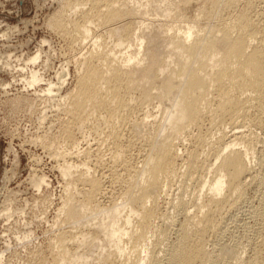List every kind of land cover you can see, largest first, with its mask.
<instances>
[{
	"label": "bare ground",
	"instance_id": "6f19581e",
	"mask_svg": "<svg viewBox=\"0 0 264 264\" xmlns=\"http://www.w3.org/2000/svg\"><path fill=\"white\" fill-rule=\"evenodd\" d=\"M39 1L35 0L36 4ZM49 1L58 8L48 26L72 44L83 39V44L78 42L79 50L91 45L98 56L94 62L90 53L83 52L74 59L79 74L76 85L59 99L70 116L69 124L59 132L64 134L67 147L79 146L74 129L80 132L91 125L96 132L118 119L119 111L130 108V103L146 110L130 123L134 136L124 139L128 142L114 150L116 159L130 154L136 144L141 152L140 166L135 168L126 162L120 167L125 173L123 185L118 186L122 187L120 202L106 203L105 207L97 204L101 183L91 176L90 169L85 167L80 172L79 166L70 161L59 167L64 180L87 189L79 187L85 192L66 194L61 201L58 215L78 233L69 241L71 246L57 244L60 253L55 264H258L264 257V155L258 150L261 146L257 147L258 137L251 128L264 134V29L250 20L249 9L218 20L220 5L211 0L210 10L202 15L206 25L202 26L196 17L182 22L170 36L169 31L174 30L169 27L171 17H181L175 10L181 11L191 0ZM231 5L228 3L225 9ZM260 6L264 19V5ZM5 36L0 34V38ZM44 43L48 45L42 39L35 53L23 57L24 64L19 67L12 64V54L0 53V68L10 73L28 70L27 65H36L42 59ZM118 55L124 57L121 66L113 64ZM35 70L32 67L27 76L24 74V86L34 88L44 82ZM168 81L176 82L175 92L167 91ZM46 86L41 93L51 96L55 84ZM4 87L0 83V88ZM32 102L21 97L12 100L17 108H31ZM205 122L208 127L202 132ZM178 161H182L179 168ZM254 163L260 169H255ZM117 174L113 178H119ZM45 178L32 175L29 182L39 191L49 185ZM175 183L179 193L170 199V209L165 207L161 213V201ZM15 192L10 193L14 196ZM249 193L255 195L257 206L251 212L247 208L251 214L250 225L243 226L247 239L243 243L232 238L235 240L231 245L239 254L255 243L258 250L248 259L232 257L231 248L218 250L213 244L219 238L223 240L228 230L224 219L248 206ZM11 207L0 217L11 220L26 215L23 207ZM165 223L169 226L164 227ZM26 224L23 240L32 235Z\"/></svg>",
	"mask_w": 264,
	"mask_h": 264
},
{
	"label": "rangeland",
	"instance_id": "374dc122",
	"mask_svg": "<svg viewBox=\"0 0 264 264\" xmlns=\"http://www.w3.org/2000/svg\"><path fill=\"white\" fill-rule=\"evenodd\" d=\"M212 1L191 0L189 4H186L182 7L181 11L180 9L175 10V13L181 14V17H171L169 21V27L170 30H174L169 31V35L172 36L177 31V27L183 24L182 22L196 20V17L197 19H200V24L202 26L206 25L207 20L206 18H203L202 15L207 14L208 10H210ZM215 1L220 5L221 9L218 15V20H224L229 15H234L237 14V12H241L242 10L244 11L246 9H249L248 15L250 20L261 30L264 29V19L262 14L263 11H261L263 6H260L261 4L264 5V0ZM228 3H231L232 5L226 10L225 8L228 7L226 6ZM57 8L58 4H52L49 0H45L44 2L40 0L37 4L35 0H0V34L7 36L4 37L5 39L0 38V53L12 54V64L14 62V64H16V66L18 67L22 66L24 64L22 63V59L26 58V56H32L37 50L36 48H39L42 39H46L48 41V45L47 43H44L42 45V59L36 65H27L28 70L10 73L0 68V83L6 85V88H0V214L4 213L7 210V207H11L10 204H12V209H15V207L18 206L23 207L25 212L24 214H26L24 217H22L23 215L19 217L16 215L11 218V220H6L4 217H0L2 218L0 219V257L2 258L0 264H55L57 253H60L59 246L63 245V243V246L72 245L71 239L78 233V230L75 226L70 225V223L68 222H65V220L62 219L63 216L58 215L57 212H59L61 201H63L67 197L66 194L68 196L74 194L75 196L78 195V192L80 193L81 190L85 192L83 188L87 189V187L83 186L82 184L80 186V183H69V180H67L68 182L64 180L59 172L60 166L64 165L66 162L69 163L70 161L79 166V170L81 169L80 172H83L82 169L84 171L86 168L88 170L90 169L89 173L91 174V176L94 175V178L98 179L101 183V191L99 193L100 196L98 195L99 197L97 196L95 199V201H97L98 203H95L104 207L106 203L109 205L110 202H120L121 200V197L119 198L118 196H121L122 194V187L119 188L118 186L123 185L121 178H123L122 176L125 173L124 171L122 172V169L120 168L121 166H123V163H132L131 166L135 168L136 165L140 166L141 152H139L140 150L137 144L133 148L137 149L138 151L134 150L133 148L129 151V153H134L133 155L131 153H127L129 156L125 154V156H123L124 158L121 157L119 159H116L114 157V153L116 151L115 149L128 142H124L123 140H129L134 136L133 134H135L132 132H135V130L132 129L133 124L130 123L135 122V119L141 117L142 113L144 114V112H146V110L143 111L142 108L135 107L134 103H130V108H128L127 110H120L119 112L121 113V115L119 113L118 119H113L110 122L111 124L109 123V125L101 126L103 128H100L96 132H94V130L91 128V125H87V127L82 129V131L80 132L74 129V138L79 143V146L77 147H69V145L67 147L66 143L68 142L66 141L64 134H62V132L59 133L60 130L62 129L63 131L64 127L70 122V116H68L67 108L65 109V107L67 106H64L62 102L59 101V99L69 93L71 89H73V87H75L76 85L75 83L79 74L76 71L78 63L74 59L78 58L83 52H87L88 54L90 53L92 61L94 62L97 61L96 58L98 56L95 49L96 47L94 48L91 45L87 46L84 51L79 50L80 46L78 45L80 43L83 44V39L81 40L79 36L78 39L80 40L72 44L71 41L68 40V38H65L66 36H62V34L54 31L48 26L49 18ZM254 8L256 9L254 10ZM260 20H262L263 22ZM204 22L205 24H203ZM15 27L16 29H14ZM68 30H70L69 27ZM122 57V55H118L113 64L115 66H121L124 58ZM32 67L34 70L36 69L35 71L39 72L41 77L44 79V82L40 83L34 88H28L27 86H24L22 80L24 79L25 75L27 76L29 70H32ZM21 73H23V75ZM48 83L55 84L53 93L51 96H43L41 91L47 88L46 85ZM167 83V91L169 92V90L173 89L172 92H175V88L177 87L176 82L168 81ZM37 94L39 95V97ZM20 97L22 99L25 98V100H27L28 102L33 101L32 103H30L31 108H29V106H23V108L22 106L18 108L15 107V105L12 103V100ZM167 97L170 98V93H168ZM46 99H48V101ZM52 100L54 101L52 102ZM139 109L141 111H138ZM135 113H138V115ZM207 125L208 123L205 122L202 132H205L208 127ZM105 127L106 130L104 129ZM102 129L103 131L101 132ZM84 130L86 133L84 132L83 134L82 132ZM89 130H91V132L93 131L94 134H97L98 132L99 133L95 136L94 134H91ZM251 130H254V132L257 134V147L261 146L258 148V150L261 149L260 152L264 155V134L256 130L255 128H251ZM74 131H77L78 135H76L77 132ZM88 133L91 135H89ZM50 138L52 139L50 140ZM53 138H55L56 141ZM53 140L55 142H53ZM136 152L139 153L137 154ZM110 153H113V156ZM111 156L113 157V160ZM128 157H130V159H128ZM122 158L124 160H122ZM14 160L17 161L16 164H14ZM120 161H123L122 164ZM111 162L114 164H112ZM180 163H182V161L177 162L178 168L182 166V164ZM133 164L135 165L133 166ZM111 168L113 169V171ZM254 168L260 169V167L257 165L254 166ZM110 170L112 173H110ZM116 174L119 177H116L119 181H117L115 177L113 178V176H116ZM32 175H37L39 177H43L44 175V177H46V184H49L48 187L42 188L39 191L36 190L29 182V179L32 177ZM109 176H111L112 179ZM109 179H111V181ZM113 179H115V183H113L114 181L112 182ZM177 186L178 184L175 183V185L171 187V191L168 193V196L166 198H163V200L161 201V213L170 209L169 204H171L172 200L174 199L173 197H175L179 193ZM79 187L83 188L79 189ZM73 188L75 189V191H77L76 194ZM11 191H16V195L13 196V194L10 193ZM107 198H109V201L107 200ZM10 199L11 203L9 201ZM162 204H166L167 206ZM108 205H106V207ZM246 205L248 206L245 207L244 205L242 209L233 211L236 215H234L233 212L230 213L233 217L229 214L231 217L229 216L230 218L227 217V219H224V224L226 223V225L228 226V230L226 232L227 234L225 233V235L222 237L223 240L219 238L220 240L217 239L219 241H216V243L214 242L213 244L215 246L217 245L216 248L218 250H221L222 248L223 250H226L225 246H228V249H232H229L230 253L232 252L231 254H233L232 257H238V255H240L243 256L244 259L251 258L255 255L253 253H256L258 250L257 243H255L254 247L251 246V248L239 254V251H237L233 247V245H231V242L235 239H238L243 243L247 239L245 238L246 234L244 232L243 226H247L248 224L250 225V212L255 208V206H257V200L254 194L249 193L248 202L246 203ZM165 207L166 210H164ZM231 218L233 219V221ZM24 219L25 221H23ZM17 221L19 223H17ZM21 223L23 224L21 225L22 227L20 226ZM60 223L63 227L60 226ZM157 223L161 224V222L158 220ZM24 224L28 225L32 232L30 238L25 240H23L22 237L25 231ZM167 226L169 225H166L165 223L164 227ZM173 233L174 232H172V234ZM66 235L68 236L66 237ZM173 238L174 235H172V239ZM210 241H213V238L210 239ZM53 246H55L56 248ZM233 250H236V252H234ZM235 253L238 254L236 255ZM260 263L264 264V257L261 261L258 262V264Z\"/></svg>",
	"mask_w": 264,
	"mask_h": 264
}]
</instances>
